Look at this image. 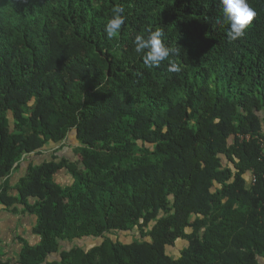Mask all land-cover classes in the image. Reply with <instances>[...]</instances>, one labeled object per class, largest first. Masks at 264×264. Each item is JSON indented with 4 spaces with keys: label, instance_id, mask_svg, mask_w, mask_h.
<instances>
[{
    "label": "trees",
    "instance_id": "1",
    "mask_svg": "<svg viewBox=\"0 0 264 264\" xmlns=\"http://www.w3.org/2000/svg\"><path fill=\"white\" fill-rule=\"evenodd\" d=\"M247 3L230 41L219 0H0V211L36 238L0 234V264H261L264 0ZM157 30L177 54L148 66L133 41ZM83 237L102 241L68 247Z\"/></svg>",
    "mask_w": 264,
    "mask_h": 264
},
{
    "label": "clouds",
    "instance_id": "2",
    "mask_svg": "<svg viewBox=\"0 0 264 264\" xmlns=\"http://www.w3.org/2000/svg\"><path fill=\"white\" fill-rule=\"evenodd\" d=\"M222 6L223 17L227 21L229 28L226 33L230 41H234L244 35V30L251 23L256 13L249 7L247 0H219ZM124 9L116 6L112 10L110 18L107 20L104 30L109 38L115 37L124 23ZM163 33L159 30L151 32L147 37L136 35L134 38L135 51L145 53L142 56L143 62L148 66L158 67L161 62L170 56L177 54L176 48L168 47L162 41ZM170 71H178L175 64L169 66Z\"/></svg>",
    "mask_w": 264,
    "mask_h": 264
},
{
    "label": "rangeland",
    "instance_id": "3",
    "mask_svg": "<svg viewBox=\"0 0 264 264\" xmlns=\"http://www.w3.org/2000/svg\"><path fill=\"white\" fill-rule=\"evenodd\" d=\"M77 145H73L72 149H76ZM64 149H62L68 156H70L74 162L76 161V159L78 160L79 158V154H75L70 152L67 147H63ZM225 161V160H224ZM246 180H248V185H249V180L253 179V176H249L248 174H246L245 176ZM247 185V186H248ZM191 229H188V231L190 232ZM107 237H109L111 240L113 241H120L123 243H128L134 239H139V233L138 230L136 228L129 230V231H116L113 232L111 234H106ZM148 239V238H146ZM102 241V237H83V238H77V239H73V241L71 243L68 244V247L70 246H78L81 247L84 250H88L91 247L97 245L98 243H100ZM187 246V242L184 240H177L175 242V244L173 246H166L165 251L168 255L172 256V257H177L180 254V251ZM259 262L261 264H264V258H258Z\"/></svg>",
    "mask_w": 264,
    "mask_h": 264
},
{
    "label": "crops",
    "instance_id": "4",
    "mask_svg": "<svg viewBox=\"0 0 264 264\" xmlns=\"http://www.w3.org/2000/svg\"><path fill=\"white\" fill-rule=\"evenodd\" d=\"M39 158V157H38ZM44 158V157H42ZM30 161L36 162L37 159L34 158V155L31 156V158H25L22 157L19 160V166L18 168L14 171V178H13V184L23 175L26 174L27 172V165L29 164ZM249 176H252L251 173H248ZM246 180V178H245ZM249 185H251L252 180H249ZM246 185H248V180H246ZM248 185V186H249ZM18 217H14L11 214H5L0 211V234L2 236V239L7 240V237L10 235V238L13 237V234H20L23 238L28 240L31 243H34L36 241L35 236L31 232V227L28 224L27 218L24 217L23 220L18 224Z\"/></svg>",
    "mask_w": 264,
    "mask_h": 264
}]
</instances>
